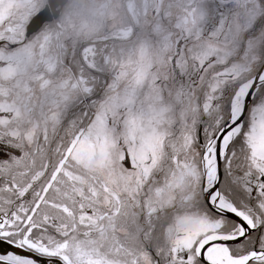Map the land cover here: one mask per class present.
I'll use <instances>...</instances> for the list:
<instances>
[{"label": "snow or ice", "instance_id": "6c2138e0", "mask_svg": "<svg viewBox=\"0 0 264 264\" xmlns=\"http://www.w3.org/2000/svg\"><path fill=\"white\" fill-rule=\"evenodd\" d=\"M0 0V264H264V0Z\"/></svg>", "mask_w": 264, "mask_h": 264}, {"label": "clouds", "instance_id": "9594fccd", "mask_svg": "<svg viewBox=\"0 0 264 264\" xmlns=\"http://www.w3.org/2000/svg\"><path fill=\"white\" fill-rule=\"evenodd\" d=\"M100 2L101 0H73L78 12V15L73 17L74 22L80 24L83 20H88L102 28L105 21L97 14V6Z\"/></svg>", "mask_w": 264, "mask_h": 264}]
</instances>
